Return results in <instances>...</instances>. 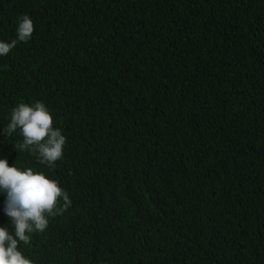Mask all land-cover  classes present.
I'll use <instances>...</instances> for the list:
<instances>
[{"label":"trees","instance_id":"1","mask_svg":"<svg viewBox=\"0 0 264 264\" xmlns=\"http://www.w3.org/2000/svg\"><path fill=\"white\" fill-rule=\"evenodd\" d=\"M0 158L71 206L34 264H264V0H0ZM41 101L66 137L48 167L4 130ZM0 193V227L14 233Z\"/></svg>","mask_w":264,"mask_h":264},{"label":"clouds","instance_id":"2","mask_svg":"<svg viewBox=\"0 0 264 264\" xmlns=\"http://www.w3.org/2000/svg\"><path fill=\"white\" fill-rule=\"evenodd\" d=\"M17 38L10 43L0 41V56L7 55L18 42H27L34 32L32 19L24 14L18 18ZM19 130L23 137L16 149L28 150L39 163L48 167L63 158L66 137L54 127L53 117L46 105L20 103L11 111L4 132L12 135ZM0 193L6 195L4 212L10 218L14 233L0 227V264H34L21 250L20 245H30L33 233H44L49 218L63 215L71 206L69 194L59 182L32 168L23 170L9 166L0 158Z\"/></svg>","mask_w":264,"mask_h":264}]
</instances>
